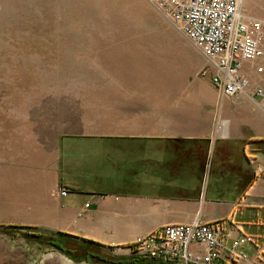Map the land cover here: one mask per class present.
<instances>
[{
  "label": "rangeland",
  "instance_id": "rangeland-1",
  "mask_svg": "<svg viewBox=\"0 0 264 264\" xmlns=\"http://www.w3.org/2000/svg\"><path fill=\"white\" fill-rule=\"evenodd\" d=\"M247 3L246 14L264 22V0ZM206 63L148 0H0V226L27 221L30 214L29 207L11 212L22 204L14 187L6 194L7 181L25 180L24 197L35 205L46 191L41 175H16L41 171L53 185L50 195L57 196L60 139L101 129L105 119L116 128L129 123L123 130L138 123L143 131L196 128L181 116L198 114L196 107L184 111L192 110L189 104H201L202 113L209 108L201 76ZM257 77L263 87L264 73ZM110 142L120 143L131 161L140 149L173 145ZM134 148L136 154H127ZM49 252L0 235V264H42Z\"/></svg>",
  "mask_w": 264,
  "mask_h": 264
},
{
  "label": "crops",
  "instance_id": "crops-1",
  "mask_svg": "<svg viewBox=\"0 0 264 264\" xmlns=\"http://www.w3.org/2000/svg\"><path fill=\"white\" fill-rule=\"evenodd\" d=\"M258 64L264 65V60ZM255 68L244 64L251 87L237 97H226L203 81L211 96L208 110L202 113L201 104H189L192 110L183 107L184 111L196 107L198 114L181 116L194 120L196 128L182 133L143 131L138 123L137 128L123 130L129 123L122 120L116 128L105 119L101 129L60 139L57 196L50 195L53 185L41 171L16 175L38 174L45 179L46 191L37 205L24 197L22 178L4 184L7 195L15 188L22 204L12 213L30 209L28 220L15 225L92 240L113 247L114 255L132 264H152L131 254L127 246L163 226L224 221L227 245L240 236L249 239L241 248L246 259L232 264H264V95L252 91L261 82ZM111 140L173 145L140 149L138 159L131 161L125 159L121 144ZM130 152L135 153V148ZM62 187L70 190L68 195H60ZM40 263L75 264L57 251L46 254Z\"/></svg>",
  "mask_w": 264,
  "mask_h": 264
},
{
  "label": "built area",
  "instance_id": "built-area-1",
  "mask_svg": "<svg viewBox=\"0 0 264 264\" xmlns=\"http://www.w3.org/2000/svg\"><path fill=\"white\" fill-rule=\"evenodd\" d=\"M180 29L182 34L207 60L201 76L226 97L244 94L251 87L244 64L256 65L255 73H264V22L239 11L241 0H148ZM255 95L263 89L252 86ZM66 187L60 195H68ZM224 221L163 226L128 247L136 257L152 264H232L246 259L242 246L249 242L240 236L225 243Z\"/></svg>",
  "mask_w": 264,
  "mask_h": 264
},
{
  "label": "trees",
  "instance_id": "trees-1",
  "mask_svg": "<svg viewBox=\"0 0 264 264\" xmlns=\"http://www.w3.org/2000/svg\"><path fill=\"white\" fill-rule=\"evenodd\" d=\"M0 235L12 239L23 238L39 249L57 251L76 263L91 264H132L125 257L112 253L113 247L92 240L78 238L65 233H46L38 228L17 225L0 226ZM142 259V257H139ZM143 260H146L143 258Z\"/></svg>",
  "mask_w": 264,
  "mask_h": 264
},
{
  "label": "bare ground",
  "instance_id": "bare-ground-1",
  "mask_svg": "<svg viewBox=\"0 0 264 264\" xmlns=\"http://www.w3.org/2000/svg\"><path fill=\"white\" fill-rule=\"evenodd\" d=\"M241 7H242V13H243V15L249 17V16L246 14V12H245V11L248 10V3H247V0H241V4H240V7H239V11H240V13H241ZM249 18H251V17H249ZM251 19H253V18H251Z\"/></svg>",
  "mask_w": 264,
  "mask_h": 264
}]
</instances>
